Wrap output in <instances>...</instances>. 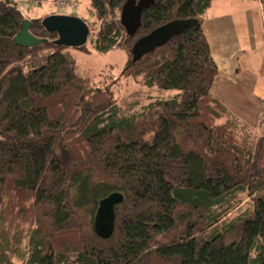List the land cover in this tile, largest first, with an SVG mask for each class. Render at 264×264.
Returning <instances> with one entry per match:
<instances>
[{"label":"trees","instance_id":"1","mask_svg":"<svg viewBox=\"0 0 264 264\" xmlns=\"http://www.w3.org/2000/svg\"><path fill=\"white\" fill-rule=\"evenodd\" d=\"M125 1L90 0L86 44L125 52L121 78L176 91L130 113L80 73L70 50L86 44L57 45L44 17L0 0V264H264V138L248 147L210 93L212 0H154L133 35L120 23ZM23 20L42 44L13 42ZM186 20L133 61L138 41ZM113 192L123 201L104 240L93 218Z\"/></svg>","mask_w":264,"mask_h":264},{"label":"crops","instance_id":"2","mask_svg":"<svg viewBox=\"0 0 264 264\" xmlns=\"http://www.w3.org/2000/svg\"><path fill=\"white\" fill-rule=\"evenodd\" d=\"M202 30L218 70L210 93L229 113L222 122L264 138V3L212 0Z\"/></svg>","mask_w":264,"mask_h":264},{"label":"water","instance_id":"3","mask_svg":"<svg viewBox=\"0 0 264 264\" xmlns=\"http://www.w3.org/2000/svg\"><path fill=\"white\" fill-rule=\"evenodd\" d=\"M154 0H126L120 11V23L128 35L137 32L141 24V15L145 8L153 4ZM192 20L174 21L155 29L147 37L138 41L132 49L133 61L156 46L162 45L171 37L179 34L181 30L191 24ZM42 27L56 33V44L68 48H80L87 42L89 35L88 25L79 17L71 15L52 14L44 17ZM30 21L23 20L19 32L13 42L21 47H35L43 43L28 31ZM123 201V195L113 192L99 200L93 218V229L101 239H108L113 233L115 222V207Z\"/></svg>","mask_w":264,"mask_h":264},{"label":"rangeland","instance_id":"4","mask_svg":"<svg viewBox=\"0 0 264 264\" xmlns=\"http://www.w3.org/2000/svg\"><path fill=\"white\" fill-rule=\"evenodd\" d=\"M71 2L74 8L59 7L55 2ZM89 0H17L24 17L37 18L46 17L50 14L71 15L84 20L87 19L92 28H95L92 20V9L88 4ZM89 53H85L78 49H71L79 71L87 78L93 79V85L103 88L109 85L113 89L118 99V103L122 109L132 112L130 109L138 110L142 105L158 98L165 99L176 94V91H158L156 89L148 90L146 87L133 82L132 80L121 78L120 72L127 64L128 55L116 48L104 55L95 54L89 42L86 44ZM234 129L238 132L241 140H244L248 147L254 146L256 143V134L253 130H248L234 124ZM242 204H247L248 199L242 200ZM250 203V202H249ZM244 204V205H245ZM244 207V206H243ZM228 219V218H227ZM169 240H159L158 243H165Z\"/></svg>","mask_w":264,"mask_h":264},{"label":"built area","instance_id":"5","mask_svg":"<svg viewBox=\"0 0 264 264\" xmlns=\"http://www.w3.org/2000/svg\"><path fill=\"white\" fill-rule=\"evenodd\" d=\"M59 7H70V8H74L75 5L71 2H63V1H58V2H55Z\"/></svg>","mask_w":264,"mask_h":264}]
</instances>
